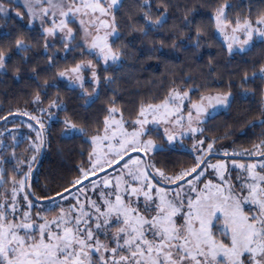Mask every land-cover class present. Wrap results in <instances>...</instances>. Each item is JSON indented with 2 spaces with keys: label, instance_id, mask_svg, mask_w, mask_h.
I'll use <instances>...</instances> for the list:
<instances>
[{
  "label": "snow or ice",
  "instance_id": "snow-or-ice-1",
  "mask_svg": "<svg viewBox=\"0 0 264 264\" xmlns=\"http://www.w3.org/2000/svg\"><path fill=\"white\" fill-rule=\"evenodd\" d=\"M121 7L122 0H23L22 8L17 0H0V19L6 22L15 11L36 32L35 36L22 29L15 35L3 34L0 69L7 66L13 50L42 47L48 70L57 69L53 79L79 87V98L90 107L100 99L102 78L114 83L107 73L128 55V45L115 46L121 31L149 37L167 23L172 5L159 0L162 11L153 12L150 0H143L136 5L142 19L129 10L123 21L117 15ZM183 7L187 31L182 36L194 49L212 41L228 57H243L251 54L257 40L264 43V11L257 12L255 19L251 9L232 18L233 5L227 0L215 7L205 0ZM198 7L211 10L207 24L189 19ZM193 25L195 36L190 34ZM56 42L63 57L54 51L48 55ZM160 46L187 50L176 38L170 45L161 40ZM256 66L253 63L251 76L245 70L239 80L244 90L241 100L257 93L249 85L264 82V62L258 73ZM209 68L207 75H212L211 58ZM193 84L191 75L172 79L163 96L141 100L127 115L112 98L100 109L102 121L66 116L61 136L86 139L77 153L78 162L46 178L43 187H38V169H34L51 147L43 117L48 113L50 120L54 108L66 111L62 101L56 97L43 107L37 86L31 98L24 99V107L0 115V264H264V131L250 148L217 149L216 144L232 133L208 139L205 125L237 102L236 85L231 79L225 88L207 83L193 88ZM45 86L44 92L56 84L45 80ZM260 95L258 122L246 117L243 121L251 129H264V90ZM9 117L29 134L8 129ZM6 132L13 140L8 159L4 158ZM24 140L28 147L18 156L16 149ZM185 141H191L190 163L177 166L158 159Z\"/></svg>",
  "mask_w": 264,
  "mask_h": 264
},
{
  "label": "trees",
  "instance_id": "trees-1",
  "mask_svg": "<svg viewBox=\"0 0 264 264\" xmlns=\"http://www.w3.org/2000/svg\"><path fill=\"white\" fill-rule=\"evenodd\" d=\"M168 2L172 7L168 12L167 23L160 30L151 33L149 37L140 39V33L121 31V38L115 42V46L125 47V45H128V47H125L128 55L122 58L119 67L113 65L107 73V75L112 76L114 83H106L102 78L98 89L100 99L90 107L85 105L84 99L79 98L81 96L79 88H68L59 79H53L57 69L48 70L47 58L42 47L33 46L29 52H16L13 50L9 53L11 59L4 69H0V115L6 114L9 109H15L18 105L24 107V99H30L32 94L38 90L37 86L42 92L43 107L47 108L51 99L59 97L66 109V111L52 109L50 120L48 119V113L44 114L43 118L48 121L46 127L51 147L45 150L37 168L38 187L44 186L46 178L54 177L57 173L72 167L79 160L77 153L81 151L82 141L86 137L64 138L61 136L64 129L63 121L66 116L77 119L86 116L90 121L95 117L102 121L103 114L100 109L105 106L107 100L112 98H115L117 104L124 108L127 115L138 108L141 100L163 96L169 82L172 79L180 80L181 76L187 78L188 75H191L195 80V84L190 85L193 88H199L205 83L212 87L225 88L229 79L236 85L233 92L237 96V102L233 103L230 110L215 114L205 125L209 129L205 133L208 139L223 136L226 131L232 133L228 139L220 140L216 147L226 145L230 149L235 148L241 151L244 148H250L254 142H258L257 138L264 129L259 127L251 129L243 121L246 117L249 121L258 122L261 108L260 90H264V82L256 80L254 84L249 85V87H255L257 93L255 95L248 93L247 99L241 100L240 96L244 90L239 86V80L243 77L245 70L248 71L249 76L252 75L253 63H256L257 66L254 70L258 73L259 64L264 62V43L256 42L251 54L243 57L240 55L228 57L226 51L221 53L220 44L212 41L203 44L200 49H194L193 44L184 40L182 36V33L187 31L183 28L185 16L183 6L185 4L189 6L199 4V0H168ZM205 2L215 7L224 0H205ZM227 2L233 5L230 11L232 18L241 13L246 15L251 9L253 19H255L257 12L264 11V0H227ZM139 3H143V0H122L123 7L118 9V18L122 21L127 20L128 11L132 10L138 18L142 19V12L136 8ZM150 3L153 12L162 11L158 8L159 0H150ZM176 5L181 7L176 8ZM210 15L211 10L209 8L198 7L194 15L189 14V19H193L194 24L201 22L207 24V18ZM25 20L13 16L6 22L0 19V42H3L4 33L11 32L15 35L21 29L25 35L35 36L36 32L28 28ZM190 34L195 36L194 25ZM173 38H176L177 43L185 46L187 50L181 48L174 51L171 47L160 46L161 40L170 45ZM40 43L42 45L43 41H40ZM154 48H159V51H153ZM52 51L56 52L58 58L64 55L59 42H56V47L48 55H51ZM72 55H68L69 61H71ZM75 55H79V53L77 52ZM157 57L159 58L157 59ZM210 58L212 61V75H207L210 71ZM17 69H19L18 72ZM201 73L204 75L202 76ZM45 80L48 81V85L55 83L56 87L49 86L47 91L44 92ZM87 86L89 88L93 87L90 83ZM113 94H115L114 97ZM199 94V91H197L196 95ZM85 99L88 98L85 97ZM28 107L31 108L32 106L28 105ZM13 119L10 117L7 124L10 130L19 134H29L26 127L19 128L15 126L12 122ZM0 130H3V124L0 126ZM92 130L94 129L89 128V131ZM30 135L34 137L35 134L31 133ZM5 136L7 138L4 139V145L8 146V151L4 153V156L7 155L4 158L8 159L11 156V145L13 143H11L12 138L8 136L7 132ZM27 147L28 142L24 140L16 149L17 155H22ZM0 152H3L2 147H0ZM84 155L86 158V151ZM158 159H168L180 166L191 162V152L173 148L166 151ZM7 166H14V164ZM52 186L55 187V185Z\"/></svg>",
  "mask_w": 264,
  "mask_h": 264
},
{
  "label": "rangeland",
  "instance_id": "rangeland-1",
  "mask_svg": "<svg viewBox=\"0 0 264 264\" xmlns=\"http://www.w3.org/2000/svg\"><path fill=\"white\" fill-rule=\"evenodd\" d=\"M17 3L19 4V6L22 8V6H23V0H17ZM11 16H13V17H16V15H15V11H12V13H11ZM17 19H19L18 17H16ZM25 21H26V23H27V26H28V24H29V21H28V19L25 17ZM21 20V19H20ZM24 20V19H23ZM36 27L37 28H39V24H38V22H37V25H36ZM222 41V40H221ZM49 42L50 43H52V41H51V39L49 40ZM257 42H259L258 40H257ZM259 72V71H258ZM90 79V78H89ZM65 86H67L68 88H71V87H69V82L67 81V80H60ZM75 88H79V87H75ZM222 111H224V110H221L220 112H222ZM1 126V125H0ZM8 127V126H7ZM8 129H9V127H8ZM17 133V132H16ZM3 139V138H2ZM10 141H12L11 143H13V140H10ZM217 149H220L221 151H223L224 149H228L229 151H231V149L230 148H228V146H226V145H221V146H217L216 147ZM174 149H181V150H189L190 151V149H191V141H185V143H184V145L181 147L179 144H177V146L174 148ZM5 158L7 157V155L6 156H4ZM222 159H224V158H222ZM213 163H215V159L213 160ZM36 165V164H35ZM35 165H34V167H35ZM39 166V165H38ZM229 166H231V165H229ZM38 168V167H37ZM233 176L235 177V173H233Z\"/></svg>",
  "mask_w": 264,
  "mask_h": 264
},
{
  "label": "water",
  "instance_id": "water-1",
  "mask_svg": "<svg viewBox=\"0 0 264 264\" xmlns=\"http://www.w3.org/2000/svg\"><path fill=\"white\" fill-rule=\"evenodd\" d=\"M10 118V117H9ZM3 123L2 122H0V125H2ZM42 156L43 155H41L39 158H38V162L36 163V165H35V167H34V169H37V167H38V165H39V163H40V161H41V159H42ZM220 159H222V158H224V157H219Z\"/></svg>",
  "mask_w": 264,
  "mask_h": 264
}]
</instances>
